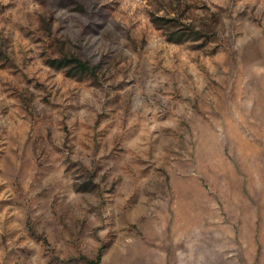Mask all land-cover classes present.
Listing matches in <instances>:
<instances>
[{"label": "rangeland", "instance_id": "1", "mask_svg": "<svg viewBox=\"0 0 264 264\" xmlns=\"http://www.w3.org/2000/svg\"><path fill=\"white\" fill-rule=\"evenodd\" d=\"M101 248L264 264V0H0V264Z\"/></svg>", "mask_w": 264, "mask_h": 264}, {"label": "trees", "instance_id": "2", "mask_svg": "<svg viewBox=\"0 0 264 264\" xmlns=\"http://www.w3.org/2000/svg\"><path fill=\"white\" fill-rule=\"evenodd\" d=\"M74 61H76L77 63V68L76 69H80V70H85L87 69V65L82 62V61H79L77 58H72ZM67 59H60V60H54L52 61V64H54L55 66H63L65 65ZM102 248L99 250L97 256L94 258V259H91L90 262H92L93 264H102Z\"/></svg>", "mask_w": 264, "mask_h": 264}]
</instances>
